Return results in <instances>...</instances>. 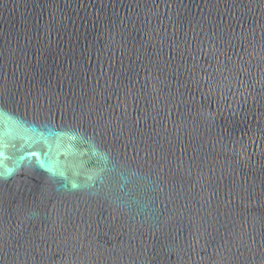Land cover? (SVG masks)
I'll list each match as a JSON object with an SVG mask.
<instances>
[{
    "label": "water",
    "instance_id": "1",
    "mask_svg": "<svg viewBox=\"0 0 264 264\" xmlns=\"http://www.w3.org/2000/svg\"><path fill=\"white\" fill-rule=\"evenodd\" d=\"M0 264H264V0H0Z\"/></svg>",
    "mask_w": 264,
    "mask_h": 264
}]
</instances>
